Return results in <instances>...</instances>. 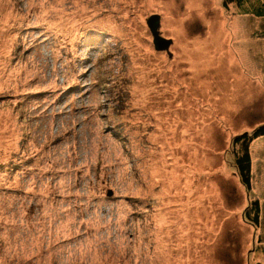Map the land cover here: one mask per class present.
Wrapping results in <instances>:
<instances>
[{
  "label": "rangeland",
  "instance_id": "obj_1",
  "mask_svg": "<svg viewBox=\"0 0 264 264\" xmlns=\"http://www.w3.org/2000/svg\"><path fill=\"white\" fill-rule=\"evenodd\" d=\"M262 2L0 0V264H264Z\"/></svg>",
  "mask_w": 264,
  "mask_h": 264
},
{
  "label": "trees",
  "instance_id": "obj_2",
  "mask_svg": "<svg viewBox=\"0 0 264 264\" xmlns=\"http://www.w3.org/2000/svg\"><path fill=\"white\" fill-rule=\"evenodd\" d=\"M235 1L239 6H242L244 4V0H235ZM224 4L226 6V1L224 2ZM252 10L255 12L254 14L256 15H264V2L260 3V5H258L257 7H255L254 5ZM263 135H264V126L262 125L257 127L251 134L245 133L235 136L232 141L233 145H236V143H240V145L242 146L240 150L236 152L235 163L241 183L243 184V186H245V188L249 192L252 189V157L250 152V143L257 137ZM251 210L252 208L251 206H249L244 212V216L246 217L248 214L249 217H252V213L250 214ZM254 213H253L254 218L252 219L253 222L257 225L259 221L258 218L260 213V207L258 201L254 202Z\"/></svg>",
  "mask_w": 264,
  "mask_h": 264
},
{
  "label": "water",
  "instance_id": "obj_3",
  "mask_svg": "<svg viewBox=\"0 0 264 264\" xmlns=\"http://www.w3.org/2000/svg\"><path fill=\"white\" fill-rule=\"evenodd\" d=\"M147 24L150 28L151 34L153 36V43L155 49L158 51H166L169 56H172L170 46L173 44V40L166 38L161 34V16L159 14H153L147 19Z\"/></svg>",
  "mask_w": 264,
  "mask_h": 264
}]
</instances>
